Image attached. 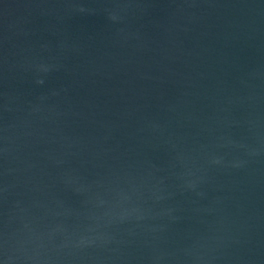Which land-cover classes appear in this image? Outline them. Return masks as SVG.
<instances>
[{
	"label": "water",
	"instance_id": "water-1",
	"mask_svg": "<svg viewBox=\"0 0 264 264\" xmlns=\"http://www.w3.org/2000/svg\"><path fill=\"white\" fill-rule=\"evenodd\" d=\"M0 264H264V0H0Z\"/></svg>",
	"mask_w": 264,
	"mask_h": 264
}]
</instances>
